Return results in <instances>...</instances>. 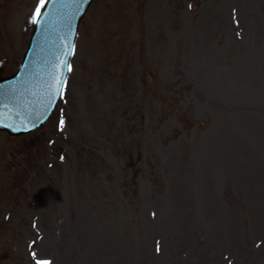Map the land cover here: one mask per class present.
Instances as JSON below:
<instances>
[{
    "label": "rangeland",
    "instance_id": "1",
    "mask_svg": "<svg viewBox=\"0 0 264 264\" xmlns=\"http://www.w3.org/2000/svg\"><path fill=\"white\" fill-rule=\"evenodd\" d=\"M39 0H0V76ZM264 264V0H93L63 97L0 132V264Z\"/></svg>",
    "mask_w": 264,
    "mask_h": 264
},
{
    "label": "water",
    "instance_id": "2",
    "mask_svg": "<svg viewBox=\"0 0 264 264\" xmlns=\"http://www.w3.org/2000/svg\"><path fill=\"white\" fill-rule=\"evenodd\" d=\"M87 0H84L81 6L77 9L76 13L72 17L69 24V44H72V38L77 20L80 18V14L86 4ZM41 52L44 50L40 49ZM30 49L25 56L23 68L28 73H39L41 78L33 87V98L26 105H19V107H13L10 110L7 109L6 117L0 116V129L8 131L12 135H18L20 133L29 132L39 126L46 117L52 112L53 106L60 96V93L54 91V81L56 84L63 82L67 65L64 63L68 61L70 50L66 49L64 53H60L54 60L44 59L37 57L31 61ZM50 61H54L51 64ZM21 77H15L6 81L0 82V90L4 93V101L7 102V93L15 92L17 85L21 82ZM29 98V94L27 96ZM26 100V98H24ZM17 103V100H13L10 103ZM9 103V104H10ZM26 111L29 114L26 115Z\"/></svg>",
    "mask_w": 264,
    "mask_h": 264
},
{
    "label": "snow or ice",
    "instance_id": "3",
    "mask_svg": "<svg viewBox=\"0 0 264 264\" xmlns=\"http://www.w3.org/2000/svg\"><path fill=\"white\" fill-rule=\"evenodd\" d=\"M46 5V0H39L37 7L33 13V19L31 20L32 23H37L39 20V17L43 14L42 8ZM66 65H68V68L70 70V65L68 64V61L64 62ZM63 90V84H56L54 81V91L56 93H62ZM39 264V262H38Z\"/></svg>",
    "mask_w": 264,
    "mask_h": 264
}]
</instances>
